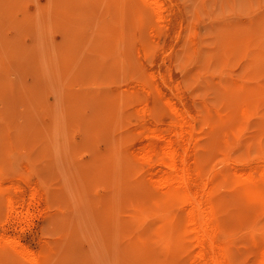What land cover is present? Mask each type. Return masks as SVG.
<instances>
[{
	"label": "rangeland",
	"instance_id": "obj_1",
	"mask_svg": "<svg viewBox=\"0 0 264 264\" xmlns=\"http://www.w3.org/2000/svg\"><path fill=\"white\" fill-rule=\"evenodd\" d=\"M163 2L158 18L140 0H0V180L20 188L0 199V238L44 264L185 263L146 225L134 154L165 126L158 85L199 112L202 162L225 184L264 165V0ZM227 193L228 256L257 264L264 223ZM0 264L23 263L0 244Z\"/></svg>",
	"mask_w": 264,
	"mask_h": 264
},
{
	"label": "bare ground",
	"instance_id": "obj_2",
	"mask_svg": "<svg viewBox=\"0 0 264 264\" xmlns=\"http://www.w3.org/2000/svg\"><path fill=\"white\" fill-rule=\"evenodd\" d=\"M140 1L158 18L164 15L163 0ZM155 76L158 79V75ZM157 89L165 126L150 127L148 141L134 152L150 202L146 225H154L155 232L165 240L164 254L172 262L180 255L185 259L184 264H233L227 253L226 226L232 206L226 194L235 192L241 203L249 208L245 217L252 218L255 223H264V165L241 163L240 167L226 173L228 184H225L218 172L208 171L202 162L198 141L199 112L188 108L178 93L167 94L159 85ZM19 190L18 185L0 180V199L6 206H12L13 194ZM141 214L139 218L144 216ZM143 223L140 221L141 226L134 234L136 246H143L147 228ZM258 235L251 245V252L255 255V263L260 264L264 263V230ZM176 238L177 245L174 246ZM19 241L0 238V244L23 264H44L41 250L36 252Z\"/></svg>",
	"mask_w": 264,
	"mask_h": 264
}]
</instances>
